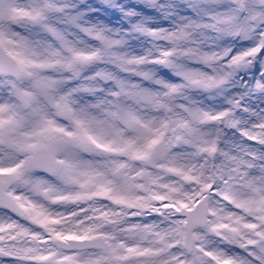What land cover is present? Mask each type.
I'll return each mask as SVG.
<instances>
[{"label":"snow or ice","instance_id":"snow-or-ice-1","mask_svg":"<svg viewBox=\"0 0 264 264\" xmlns=\"http://www.w3.org/2000/svg\"><path fill=\"white\" fill-rule=\"evenodd\" d=\"M0 264H264V0H0Z\"/></svg>","mask_w":264,"mask_h":264}]
</instances>
